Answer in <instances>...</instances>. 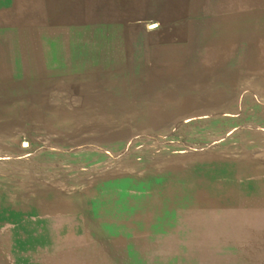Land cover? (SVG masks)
Instances as JSON below:
<instances>
[{
    "label": "rangeland",
    "instance_id": "374dc122",
    "mask_svg": "<svg viewBox=\"0 0 264 264\" xmlns=\"http://www.w3.org/2000/svg\"><path fill=\"white\" fill-rule=\"evenodd\" d=\"M209 1L21 0L0 36V264H189L264 228V87L162 62V19Z\"/></svg>",
    "mask_w": 264,
    "mask_h": 264
},
{
    "label": "crops",
    "instance_id": "0c3cea01",
    "mask_svg": "<svg viewBox=\"0 0 264 264\" xmlns=\"http://www.w3.org/2000/svg\"><path fill=\"white\" fill-rule=\"evenodd\" d=\"M37 4L34 0L36 12ZM192 8L173 10L162 19L167 70L187 71L210 88L259 93L264 87V2L209 1ZM21 14V0H0V36L19 29ZM222 233L220 241L204 237L192 246L188 263L264 264V228Z\"/></svg>",
    "mask_w": 264,
    "mask_h": 264
}]
</instances>
